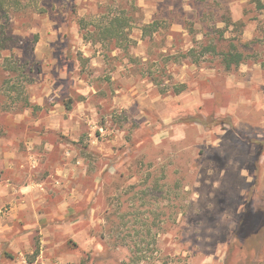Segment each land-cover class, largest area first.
I'll return each instance as SVG.
<instances>
[{"label": "rangeland", "instance_id": "374dc122", "mask_svg": "<svg viewBox=\"0 0 264 264\" xmlns=\"http://www.w3.org/2000/svg\"><path fill=\"white\" fill-rule=\"evenodd\" d=\"M6 184L0 264H264V0H0Z\"/></svg>", "mask_w": 264, "mask_h": 264}, {"label": "trees", "instance_id": "16d2710c", "mask_svg": "<svg viewBox=\"0 0 264 264\" xmlns=\"http://www.w3.org/2000/svg\"><path fill=\"white\" fill-rule=\"evenodd\" d=\"M113 32H116L115 29H113ZM203 49L220 54L226 69H230L233 66H238L244 62L247 57V55L240 51L234 43H230L229 47L227 48L223 45H220V42L210 43L205 45Z\"/></svg>", "mask_w": 264, "mask_h": 264}, {"label": "crops", "instance_id": "0c3cea01", "mask_svg": "<svg viewBox=\"0 0 264 264\" xmlns=\"http://www.w3.org/2000/svg\"><path fill=\"white\" fill-rule=\"evenodd\" d=\"M5 186H8V184H6V185H1V187H0V206L3 204V198H4V196L2 197L1 196V193H2V191L4 190L3 188L5 187ZM0 232H1V230H0ZM0 234H2V233H0ZM0 240H1V237H0Z\"/></svg>", "mask_w": 264, "mask_h": 264}]
</instances>
